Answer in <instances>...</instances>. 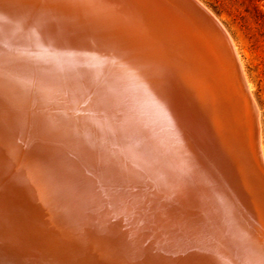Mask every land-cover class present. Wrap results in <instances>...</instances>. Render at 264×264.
Returning a JSON list of instances; mask_svg holds the SVG:
<instances>
[{"label":"bare ground","instance_id":"obj_1","mask_svg":"<svg viewBox=\"0 0 264 264\" xmlns=\"http://www.w3.org/2000/svg\"><path fill=\"white\" fill-rule=\"evenodd\" d=\"M195 1L228 36L260 130L253 84L232 36ZM40 7L0 0V91L16 101L11 136L0 143V236L35 233L31 247L44 249L33 255L22 243L16 259L73 264V252L84 248L89 264H258L260 255L235 230L209 223L182 125L154 81L117 60L98 26L87 28L94 34L69 29L57 24L65 17ZM259 143L264 163L260 135ZM38 146L57 156L64 175L87 177L95 201L113 203L119 189L124 202L82 224L71 201L54 198L49 177L31 163ZM39 225L44 233L36 232ZM121 243L123 253L114 250ZM141 243L152 253L147 261L135 254Z\"/></svg>","mask_w":264,"mask_h":264},{"label":"water","instance_id":"obj_2","mask_svg":"<svg viewBox=\"0 0 264 264\" xmlns=\"http://www.w3.org/2000/svg\"><path fill=\"white\" fill-rule=\"evenodd\" d=\"M15 2L63 16L57 24L69 29L98 26L99 40L117 60L154 81L182 125L209 223L235 230L246 248L264 256L258 114L231 42L208 12L195 0Z\"/></svg>","mask_w":264,"mask_h":264},{"label":"snow or ice","instance_id":"obj_3","mask_svg":"<svg viewBox=\"0 0 264 264\" xmlns=\"http://www.w3.org/2000/svg\"><path fill=\"white\" fill-rule=\"evenodd\" d=\"M163 86V85H162ZM16 101L7 92L0 91V143H4L11 136V125L9 117L15 107ZM31 163L35 166L40 167L46 173L50 179L51 191L54 198L70 200L73 205V210L80 218L82 224H87L97 213L104 212L107 208L112 210L118 205L122 204L123 195L119 189L116 190L113 196V203L102 204L95 201L91 195V185L87 177L73 174L71 176L64 175L63 169L58 163V158L56 155L46 154L42 148L38 146L36 154L31 157ZM191 170L195 172L196 166L190 164ZM2 170V169H0ZM118 183L124 184L128 183V179L123 180L114 177ZM184 182L187 180L185 178ZM176 181H172L174 185ZM2 191V189H0ZM139 188H133L132 192L139 193ZM167 221L160 222L157 226L164 227ZM46 229L39 225L37 226L36 232L44 233ZM25 233H16L13 237L5 239L0 236V264H47V262L32 261L27 262L20 261L16 259L19 253V245L22 243H28L31 247L32 235ZM105 247L112 249L113 245L108 243ZM115 251L125 252L126 245L118 244ZM44 249L41 247H31V252L33 255H38L43 252ZM138 257L147 261V257L151 255V251L147 248L146 243H141L136 249L135 253ZM88 255V251L81 248L79 251H74L73 264H89L88 261L83 258ZM258 264H264V256H261Z\"/></svg>","mask_w":264,"mask_h":264},{"label":"rangeland","instance_id":"obj_4","mask_svg":"<svg viewBox=\"0 0 264 264\" xmlns=\"http://www.w3.org/2000/svg\"><path fill=\"white\" fill-rule=\"evenodd\" d=\"M209 9L232 36L260 112L264 155V0H197Z\"/></svg>","mask_w":264,"mask_h":264}]
</instances>
